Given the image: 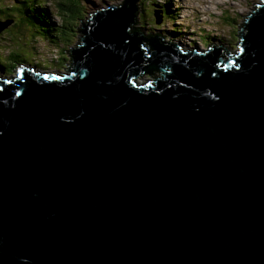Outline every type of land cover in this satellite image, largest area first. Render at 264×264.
Wrapping results in <instances>:
<instances>
[{
    "label": "water",
    "instance_id": "1",
    "mask_svg": "<svg viewBox=\"0 0 264 264\" xmlns=\"http://www.w3.org/2000/svg\"><path fill=\"white\" fill-rule=\"evenodd\" d=\"M137 4L80 24L64 79L0 74V264H264V0L231 57L145 44Z\"/></svg>",
    "mask_w": 264,
    "mask_h": 264
},
{
    "label": "rangeland",
    "instance_id": "2",
    "mask_svg": "<svg viewBox=\"0 0 264 264\" xmlns=\"http://www.w3.org/2000/svg\"><path fill=\"white\" fill-rule=\"evenodd\" d=\"M18 0H0V5H5V7H10L12 3ZM58 0H41L37 2H43V9H49L51 13V21H57L59 29L63 28L61 23L62 14L59 12L57 7ZM124 0H86L84 3L85 8L82 9L83 16L80 21H77V31H73V38L63 40V37L58 34L55 43L43 39V38H32L28 34L32 32H42L41 24L37 21L26 22L18 24L21 32H28L21 36L15 27L11 28L12 23L15 21H9V26L0 31V53L7 57L11 50L19 51L20 54L26 55L27 57H34L35 52L37 55L35 62L32 63H22L28 65L31 68H35V71H51L52 69H58L56 67H61L64 72H68L67 66L69 63V55L64 60L62 66H49L46 65L47 61L54 60L57 64L59 63L61 49L64 48L68 54L71 47H77L79 40V26L80 24L88 18L90 15L99 11L109 5H117ZM162 3L163 0H138L137 8L139 6V12H135L133 19V28H141V33H146L149 35L160 34L164 40L172 39L174 43L180 45L182 49H190L193 47H198L200 50L208 48L211 43L217 45H226L231 53H235L238 48L239 40V29L243 24V21L248 16L249 12L253 8L255 3H263V0H169L171 4V12L169 17H163L160 24L156 23V17L154 16L155 10L160 8L159 2ZM3 2V3H2ZM32 2L33 12H36V7L39 8L38 4ZM36 5V6H34ZM136 8V11H137ZM11 12V11H10ZM165 12V11H164ZM169 10L167 9V13ZM166 13V12H165ZM0 14H3L0 13ZM5 14V12H4ZM0 15V20H7L8 16ZM141 15V17L139 16ZM1 16H5L3 19ZM59 16L61 18H59ZM15 18L16 15L12 14ZM65 17V16H64ZM64 24V23H63ZM14 25V24H13ZM10 28V29H9ZM136 29L138 32H140ZM176 31L175 34L171 31ZM18 31V32H17ZM3 32V33H2ZM9 35H8V34ZM209 36L210 39H205ZM35 40L34 42H32ZM196 41V42H193ZM207 45V46H206ZM231 47V48H230ZM6 63V61H4ZM21 62H17L15 67L13 66L12 71L15 72L16 68ZM2 66V65H1ZM8 66V62L6 63ZM5 69H0V74H7ZM11 71V72H12ZM154 74H158L159 70H153ZM144 72L138 80L145 81L149 77H153V73L146 74ZM152 76V77H151ZM160 77V76H159ZM155 81V79L153 80Z\"/></svg>",
    "mask_w": 264,
    "mask_h": 264
},
{
    "label": "trees",
    "instance_id": "3",
    "mask_svg": "<svg viewBox=\"0 0 264 264\" xmlns=\"http://www.w3.org/2000/svg\"><path fill=\"white\" fill-rule=\"evenodd\" d=\"M37 1H41V0H18V1H15L14 3H12L10 5V7H8V8L5 7V5H0V13L3 12V14H4V12H5L4 15L8 16L7 18L5 16L4 17L1 16V17L3 19L6 18V19H11V21H15V23H12L11 28H14V27L16 29L18 28L19 32L18 31L17 32L21 36H23L25 33L27 34L28 32H26V31L21 32L20 31L21 29L19 27H17L18 24L22 23V21H26L29 23L31 21H37L42 26V28H41L42 32L40 30H39V32H32V33L28 34L30 37L35 38V39L39 37V38H43V39H46V40H49V41L55 43L57 41V39L54 37H58V34H60L63 37V40H65V39L71 40V38H73L72 32L75 30L77 31V29H76L77 28L76 27L77 21L78 20L80 21V19L84 15L82 9L85 8L84 3L86 0H58L57 1V7H58L59 12L61 13V15L65 14L64 15L65 17L62 15V18L60 16H59V18L63 19L62 21H66V22H63L64 24L61 23V26H63V28H60V29L58 27L59 24L56 25L57 21H51V19L49 18V17H51V13H50L49 9H47V8L43 9L42 6L44 3L43 2H37ZM32 2H36L39 6V8L36 7V9H37L36 12H33V6L31 5ZM36 3H34V4H36ZM123 3H125V0L118 3L117 5L120 6ZM158 4L160 5V9L163 10V17H166V18L169 17L170 12H171L170 1L169 0H163L162 3L159 2ZM34 6H36V5H34ZM167 9L169 10L168 13H167ZM136 12L138 14L139 6H138ZM3 14H0V15H3ZM12 14L16 15V17L13 18ZM139 16L141 17V15H139ZM141 19H142V17H141ZM136 29H138V28H136ZM136 29H135V27L132 28L131 33L136 32L138 35L143 36L141 34V28L138 29L140 32H137ZM171 32L175 34L176 31H174V29H173V31H171ZM152 39H153V35H149V34L144 33L143 41L145 42V44L147 43V45H148V42ZM205 39H210V38L208 36ZM34 41L35 40H33L32 42H34ZM81 41H83V40L81 39ZM36 55H37V52H35L34 57ZM68 55H69L68 52L64 48H62L61 52H60L59 63L57 64L54 60L46 59L45 60V61H47L46 65L49 64L50 66L55 65V66H62L63 67L64 60L67 59L66 57ZM234 55H236V54H234ZM237 55H239V54L237 53ZM34 57H27L26 55H22L17 50L16 51L11 50V53L7 57L3 56L0 53V69L2 70V69H5L3 67H6L8 74H10L11 76H16V71L13 72L12 67L13 66L15 67V64L17 62H21V63L35 62L36 58H34ZM4 61H6V63L8 62V66H6V63ZM56 68L61 69V67H56ZM163 75H164V73L162 71H159L158 74L153 75V79L154 78L156 79L159 76L163 77Z\"/></svg>",
    "mask_w": 264,
    "mask_h": 264
},
{
    "label": "clouds",
    "instance_id": "4",
    "mask_svg": "<svg viewBox=\"0 0 264 264\" xmlns=\"http://www.w3.org/2000/svg\"><path fill=\"white\" fill-rule=\"evenodd\" d=\"M7 20H11V19H7ZM22 64V63H21ZM35 69V68H34ZM51 71H53V69L51 70ZM51 71H49V72H51ZM61 71L62 72H64L63 71V69H61ZM64 73H68L69 74V71L68 72H64ZM144 73V72H143ZM148 73V72H147ZM147 73H145L146 74V76H147ZM8 74V73H7ZM149 74V73H148ZM6 75V74H5ZM141 75H139V77H140ZM146 81V80H145ZM145 81H143V82H145Z\"/></svg>",
    "mask_w": 264,
    "mask_h": 264
},
{
    "label": "bare ground",
    "instance_id": "5",
    "mask_svg": "<svg viewBox=\"0 0 264 264\" xmlns=\"http://www.w3.org/2000/svg\"><path fill=\"white\" fill-rule=\"evenodd\" d=\"M207 46V45H206ZM196 49V51H199L200 49L198 47H193L192 50Z\"/></svg>",
    "mask_w": 264,
    "mask_h": 264
}]
</instances>
